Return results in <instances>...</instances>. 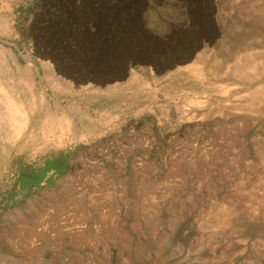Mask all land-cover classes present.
<instances>
[{
    "label": "rangeland",
    "instance_id": "obj_1",
    "mask_svg": "<svg viewBox=\"0 0 264 264\" xmlns=\"http://www.w3.org/2000/svg\"><path fill=\"white\" fill-rule=\"evenodd\" d=\"M197 2L0 0V264H264V0Z\"/></svg>",
    "mask_w": 264,
    "mask_h": 264
},
{
    "label": "flooded vegetation",
    "instance_id": "obj_2",
    "mask_svg": "<svg viewBox=\"0 0 264 264\" xmlns=\"http://www.w3.org/2000/svg\"><path fill=\"white\" fill-rule=\"evenodd\" d=\"M178 1L181 5L184 0H132L131 4L128 2L116 4L113 0H60V7L64 9L72 7V13L77 17L97 15L107 17L108 19L113 16H121L127 19L129 15L137 16L142 18L141 28L145 30L147 28L151 29L146 18L159 15V7L164 5L165 2H170L171 5L177 6ZM215 1L217 0H198L194 5V11L206 10L209 16L215 20V15L219 11L218 4ZM188 9V14L190 15L193 11V6L188 5Z\"/></svg>",
    "mask_w": 264,
    "mask_h": 264
},
{
    "label": "trees",
    "instance_id": "obj_3",
    "mask_svg": "<svg viewBox=\"0 0 264 264\" xmlns=\"http://www.w3.org/2000/svg\"><path fill=\"white\" fill-rule=\"evenodd\" d=\"M60 159H62V157L52 161H48V163L52 162L53 168H56L60 164ZM41 170V168L33 167L30 164L20 163L18 179L11 190L6 193V202L9 206L19 203L32 192L34 184L41 176ZM20 196L22 197V199H20ZM5 208H7V205L3 209Z\"/></svg>",
    "mask_w": 264,
    "mask_h": 264
},
{
    "label": "bare ground",
    "instance_id": "obj_4",
    "mask_svg": "<svg viewBox=\"0 0 264 264\" xmlns=\"http://www.w3.org/2000/svg\"><path fill=\"white\" fill-rule=\"evenodd\" d=\"M205 56H206V53L205 52H202L200 53L198 56H197V60L198 62H205ZM218 63V62H217Z\"/></svg>",
    "mask_w": 264,
    "mask_h": 264
}]
</instances>
